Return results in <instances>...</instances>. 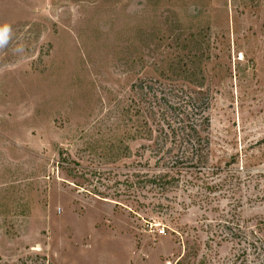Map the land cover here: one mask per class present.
<instances>
[{
    "label": "rangeland",
    "instance_id": "obj_1",
    "mask_svg": "<svg viewBox=\"0 0 264 264\" xmlns=\"http://www.w3.org/2000/svg\"><path fill=\"white\" fill-rule=\"evenodd\" d=\"M253 234L264 0H0V264H264Z\"/></svg>",
    "mask_w": 264,
    "mask_h": 264
},
{
    "label": "trees",
    "instance_id": "obj_2",
    "mask_svg": "<svg viewBox=\"0 0 264 264\" xmlns=\"http://www.w3.org/2000/svg\"><path fill=\"white\" fill-rule=\"evenodd\" d=\"M192 107L194 108V110H196V111L198 112L199 109L196 108L195 105H193ZM188 108H190V106H189ZM206 110H207V109H205V110L203 111V113H200V115H203V116H202V118H203V123L205 124V127L208 129V128L210 127V121H209V119H208L207 116H206ZM193 114L196 115V113H194V112H193ZM180 124H181L182 126L185 125V127L183 128L185 131H187V130L189 129V130L187 131V133H188L187 136L190 137V135H191V140H192V141H195V137H194V136L198 133L197 129H198V126H199V125H197V124H195V123L190 124L189 121L187 122V121H184V120L181 121ZM181 125H179V130L181 131V133H183V132H182ZM169 127L171 128V126H169ZM171 130H172L173 134H177V133H178V131L175 130V129H171ZM196 136H197V135H196ZM192 150H193V149H192ZM185 161H188V159H185ZM190 161H193V159H191ZM162 177H163V176H162ZM162 177H160L158 181H161ZM163 178H164V177H163ZM155 181H156V180H155ZM156 182H157V181H156ZM253 236H255V238H256L254 241H250V240H249V241H245V243L248 244V250H252V249L257 250L259 246H261V245L264 244L263 241H262L261 239H258V237H256V235L253 234Z\"/></svg>",
    "mask_w": 264,
    "mask_h": 264
}]
</instances>
